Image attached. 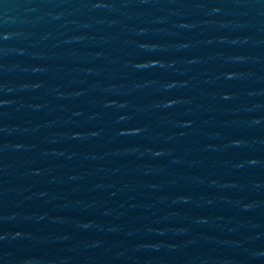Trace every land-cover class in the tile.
I'll return each mask as SVG.
<instances>
[{"label":"water","instance_id":"1","mask_svg":"<svg viewBox=\"0 0 264 264\" xmlns=\"http://www.w3.org/2000/svg\"><path fill=\"white\" fill-rule=\"evenodd\" d=\"M0 264H264V0H0Z\"/></svg>","mask_w":264,"mask_h":264}]
</instances>
